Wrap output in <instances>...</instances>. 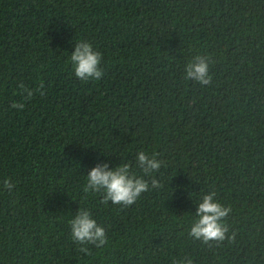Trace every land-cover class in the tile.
Returning <instances> with one entry per match:
<instances>
[{
    "label": "trees",
    "instance_id": "16d2710c",
    "mask_svg": "<svg viewBox=\"0 0 264 264\" xmlns=\"http://www.w3.org/2000/svg\"><path fill=\"white\" fill-rule=\"evenodd\" d=\"M79 40L101 51V80L75 76ZM196 56L210 85L185 79ZM140 150L164 161L159 189L129 207L84 193L98 163L139 173ZM209 191L231 239L205 244L189 232ZM79 208L103 248L78 251ZM187 260L264 264V0H0V264Z\"/></svg>",
    "mask_w": 264,
    "mask_h": 264
},
{
    "label": "clouds",
    "instance_id": "9594fccd",
    "mask_svg": "<svg viewBox=\"0 0 264 264\" xmlns=\"http://www.w3.org/2000/svg\"><path fill=\"white\" fill-rule=\"evenodd\" d=\"M69 61L74 70L75 76L82 82L99 81L104 75V70L100 67L102 53L94 48L93 44L87 40H79L75 43L74 51L70 53ZM185 79L193 80L202 86L211 84L210 59L196 56L189 61L185 68ZM21 95L24 100L31 99L33 90L23 83L19 85ZM40 88H43L41 83ZM39 90V89H37ZM26 94V95H24ZM43 94V93H42ZM15 109L25 107L22 102H13L11 105ZM158 153L149 154L140 150L135 154V168L129 162L120 163L110 168L109 163H98L92 167L87 174V182L83 186L84 193H100L101 204L129 207L136 203L143 193L150 189H159L161 181L157 178L164 161L158 159ZM3 187L9 191L15 185L10 178H5ZM216 192L209 191L203 194L197 207L195 215L197 219L190 228L189 235L205 244L211 241L220 242L231 237H226L228 231L224 222L231 211L230 207L224 206L216 199ZM70 237L73 242L81 247L79 252L90 253V247L96 249L103 248L109 243V237L105 227L98 223L92 212L87 208H79L74 218L69 221ZM184 264H192L187 260Z\"/></svg>",
    "mask_w": 264,
    "mask_h": 264
}]
</instances>
